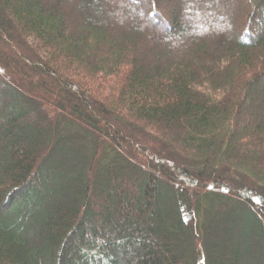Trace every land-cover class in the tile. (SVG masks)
Instances as JSON below:
<instances>
[{
    "label": "trees",
    "instance_id": "obj_1",
    "mask_svg": "<svg viewBox=\"0 0 264 264\" xmlns=\"http://www.w3.org/2000/svg\"><path fill=\"white\" fill-rule=\"evenodd\" d=\"M84 1L0 0V264H264V0Z\"/></svg>",
    "mask_w": 264,
    "mask_h": 264
},
{
    "label": "rangeland",
    "instance_id": "obj_2",
    "mask_svg": "<svg viewBox=\"0 0 264 264\" xmlns=\"http://www.w3.org/2000/svg\"><path fill=\"white\" fill-rule=\"evenodd\" d=\"M93 1H95V0H93ZM118 1L119 2H122V1H124V0H114V2L113 3H111V5H112V7L113 8H117L118 6H119V3H118ZM160 2H159V4H157V8H158V11L160 12V14H161V16H163V18H164V21L167 23V22H172L173 21V16L175 15V13H176V11L178 10V7H179V9H180V4H182L183 5V7H184V11L182 12V15H183V18H181V19H179V25H177L176 26V28H174L173 30H171V32H170V30H168V31H163L164 32V34H165V37H168L169 38V40H171L173 43L176 41V38H174V36H173V34L175 33V32H181L182 31V29L184 28V27H191L192 29H194V33H193V35H195V36H198V35H206L207 34V32L206 31H201L198 27H197V25H193V16H191L192 14H194V11H193V9H194V6H190V4H189V2L191 1V0H159ZM69 4L71 5V6H74L73 4H79V5H83V2H85L84 0H69ZM227 6L226 5H224V7L223 8H218V5L220 4V3H218L217 4V9H220L219 10V14L221 15V13H222V16H223V18L224 19H227V18H229V19H231V21H232V15L235 13H238V15L242 18L243 16H244V12L245 11H247L248 9H249V7H248V3H247V1L246 0H227ZM214 3H216V2H214ZM95 5H96V3H95ZM101 6H103V3L102 4H99V5H96V10H97V8L98 7H101ZM153 6V5H152ZM207 6H209L208 8L210 9V10H212V11H214V8L216 7V4L213 6V8H212V6L210 5V3L209 4H207ZM141 9V7L140 6H138L137 7V10H140ZM162 10V12H161V10ZM202 9H204V8H202ZM133 10H134V7H133V5H130V7L126 10V12H133ZM206 10V9H205ZM223 10L225 11V12H227V15L226 16H224V13H223ZM88 11V10H87ZM90 11V10H89ZM91 12V11H90ZM132 16L135 18V19H137V20H139L142 24H144L145 26H147V27H149V24H151V22H149L145 17H143V16H140L139 15V13H137V14H135V11H134V13L132 14ZM229 16V17H228ZM231 17V18H230ZM238 25H239V22H238ZM229 26V25H228ZM227 27V26H226ZM254 27V32H256V30H257V27H255V26H253ZM228 28V30L230 31V34L232 33L231 31L232 30H234L233 28H231V27H227ZM236 30V29H235ZM241 31V30H240ZM240 31H238V30H236L235 31V34H237L238 35V37H240L239 35V32ZM194 36V37H195ZM254 111V110H253Z\"/></svg>",
    "mask_w": 264,
    "mask_h": 264
}]
</instances>
